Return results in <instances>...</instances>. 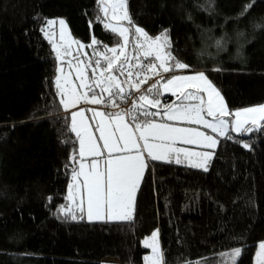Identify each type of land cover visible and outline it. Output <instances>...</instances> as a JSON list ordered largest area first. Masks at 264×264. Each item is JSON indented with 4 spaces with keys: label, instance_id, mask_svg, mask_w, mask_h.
<instances>
[{
    "label": "trees",
    "instance_id": "16d2710c",
    "mask_svg": "<svg viewBox=\"0 0 264 264\" xmlns=\"http://www.w3.org/2000/svg\"><path fill=\"white\" fill-rule=\"evenodd\" d=\"M247 3L128 0V11L149 35L167 31L186 70L205 72L234 112L264 103V0L241 16ZM97 15V0H0V264H145L153 231L165 264H215L237 248V264H254L264 242V133L220 139L207 172L149 161L131 223L57 212L78 169V142L62 118L58 62L41 29L61 18L82 43L94 36L113 46Z\"/></svg>",
    "mask_w": 264,
    "mask_h": 264
},
{
    "label": "snow or ice",
    "instance_id": "6c2138e0",
    "mask_svg": "<svg viewBox=\"0 0 264 264\" xmlns=\"http://www.w3.org/2000/svg\"><path fill=\"white\" fill-rule=\"evenodd\" d=\"M254 2L249 0L240 15H246ZM127 5L128 0H97L96 22L114 36L113 46H100L94 36L88 44L72 38L62 19L58 21L59 42L52 44L58 64H67L69 69L65 73L63 67L57 68L60 75L55 85L62 111L69 113L62 117L64 123L78 142L79 169H72L74 183L68 186L67 196L74 209L68 205L57 209L72 220L78 218V212L79 219L86 215L89 221L131 223L136 194L149 161L169 164L187 161L189 167L207 172L213 151L196 152L177 144L214 150L220 143L217 136L232 140L230 132L264 133V105L230 111L205 72L179 74L190 69V65L173 54L168 32L149 35L132 20ZM56 24V20H47L41 29L50 43L56 35L51 28ZM85 48L93 49L94 60L90 56L81 59V55L88 56L87 52H81ZM165 93L175 99L162 103ZM81 104L108 110L70 111ZM86 111L92 113L91 117H86ZM156 117H160V122ZM90 121H95L94 130ZM168 121L200 125L216 136ZM242 146L250 148L248 143ZM88 158L90 164L84 162ZM70 159L75 161L76 156ZM143 246L151 250V255L144 258L148 264H165L158 231H153ZM258 247L257 264H264V243ZM241 251L237 248L222 254L221 264H237Z\"/></svg>",
    "mask_w": 264,
    "mask_h": 264
},
{
    "label": "rangeland",
    "instance_id": "374dc122",
    "mask_svg": "<svg viewBox=\"0 0 264 264\" xmlns=\"http://www.w3.org/2000/svg\"><path fill=\"white\" fill-rule=\"evenodd\" d=\"M127 7H128V5H127ZM49 20H56L57 21V24L56 25H54V26H52V28H51V31L52 32H54L56 35H54L53 37H52V43H51V45L53 44V43H58L59 42V38H58V33H59V23H58V21L59 20H61V18H56V19H49ZM62 20H64V19H62ZM65 21V20H64ZM65 26H66V31L68 32V33H70V30H69V28H68V25H67V23H66V21H65ZM44 27H45V25H44ZM43 27V28H44ZM44 34V33H43ZM70 35H71V33H70ZM45 36V35H44ZM71 37L72 38H74L72 35H71ZM153 37H155V36H153ZM75 39V38H74ZM48 40V39H47ZM49 41V40H48ZM75 45H73V49H75ZM111 47V46H110ZM81 52H87L88 53V56H83V55H81V59H84V60H87L88 59V57L90 56V57H92V59L94 60L95 59V56H93V49L92 48H85V49H83V50H81ZM66 59H71V57H67ZM73 63H75V61H73ZM58 67H63L64 69H65V73H67L68 71H69V69H68V67H67V64H63V65H60V64H58ZM57 67V68H58ZM195 72H200V71H187V70H182V71H180L179 72V74H185V75H190V74H194ZM58 75H60V73L57 71V76ZM207 75V74H206ZM57 78V77H56ZM72 78L74 79L75 78V72H74V70H73V72H72ZM208 79L210 80V78L208 77ZM211 81V80H210ZM77 83H78V81H77ZM215 87V86H214ZM216 88V87H215ZM217 89V88H216ZM218 90V89H217ZM219 91V90H218ZM220 92V91H219ZM221 93V92H220ZM222 95V94H221ZM163 96H170L169 94H167V93H165ZM223 96V95H222ZM224 98V97H223ZM224 101H225V99H224ZM260 105H264V103L263 104H260ZM260 105H257V106H260ZM79 107V109H81V108H83V109H88V108H97L98 110H102L100 107H97V106H95V105H85V104H82V105H79L78 106ZM254 107V106H253ZM244 109V108H243ZM72 110V109H71ZM70 110V111H71ZM239 110H242V109H239ZM237 111V110H236ZM86 113V112H85ZM156 120H157V122H160V117H156L155 118ZM210 119V118H209ZM231 119V118H230ZM92 124H93V130H94V126H95V121L94 122H92V121H90ZM169 123H177V122H172V121H168ZM177 126H181V127H194V128H198L200 131H203V132H206V133H208L209 135H213V136H216V134L215 133H212L211 132V130H209V129H205V128H203V126H200V125H188V124H179V123H177ZM231 133V132H230ZM235 133V132H234ZM96 135L98 136L99 135V133H96ZM223 137L222 136H217V139L220 141V139H222ZM177 147H182V148H189L190 150H192V151H196V152H202V151H215L216 150V148L218 147V145H217V147L213 150V149H206V148H203V147H201V146H198V145H187V144H180V143H178L177 144ZM196 147H201V148H203L202 150H199V149H196ZM214 156V155H213ZM86 160H89V158L88 159H86ZM90 161V160H89ZM85 163H87L88 161H84ZM181 165H186V166H188V162L187 161H183L182 163H180ZM78 165H79V163H78ZM193 168H197V167H193ZM199 169H202V168H199ZM68 196V195H67ZM66 199H67V197H66ZM64 205H68V206H70V207H73V209H74V206H72L71 205V202L67 199V201H66V203L64 204ZM76 215H77V217H79L80 216V213H76ZM86 219H87V216L85 215L84 216ZM93 221H97V220H93ZM148 238V237H147ZM147 238H145V239H147ZM144 239V240H145ZM144 240H143V242H144ZM158 241H159V246H160V248H161V244H160V236H159V232H158ZM262 243H264V242H262ZM258 252H259V247H258V249H257V252H256V254H255V256H254V264H257V261H258V259H259V257H258ZM151 255V250L150 249H148V254L146 255V256H150ZM145 256V257H146ZM103 264H117V260H115V259H113V258H108L107 260H106V262H104ZM145 264H148V262L145 260ZM195 264H207V263H204V262H202V263H195ZM215 264H221V259L219 260V261H217Z\"/></svg>",
    "mask_w": 264,
    "mask_h": 264
},
{
    "label": "crops",
    "instance_id": "0c3cea01",
    "mask_svg": "<svg viewBox=\"0 0 264 264\" xmlns=\"http://www.w3.org/2000/svg\"><path fill=\"white\" fill-rule=\"evenodd\" d=\"M82 105V104H81ZM80 109H79V107H77V108H73L71 111H79ZM85 115H86V117H91V115H92V113L91 112H88V111H86V113H85ZM92 122H94V121H92ZM196 149H199V150H202L203 148H199V147H196ZM214 157V156H213ZM213 157H212V159H213ZM212 159L208 162V166H209V164L211 163V161H212ZM89 160H91V158H89ZM89 160H85V161H88L87 163H89L90 164V161ZM174 162V161H173ZM180 164V163H179ZM103 166V165H102ZM78 169H79V165H78ZM77 169V170H78ZM81 180H82V178H81ZM74 182L72 181V179H71V182H70V184H73ZM75 190V189H74ZM67 195H68V192H67ZM97 221H99V220H97Z\"/></svg>",
    "mask_w": 264,
    "mask_h": 264
},
{
    "label": "built area",
    "instance_id": "2783aa9c",
    "mask_svg": "<svg viewBox=\"0 0 264 264\" xmlns=\"http://www.w3.org/2000/svg\"><path fill=\"white\" fill-rule=\"evenodd\" d=\"M95 106H97V105H95ZM97 107H100L102 110H108V109H104L102 106H97Z\"/></svg>",
    "mask_w": 264,
    "mask_h": 264
}]
</instances>
